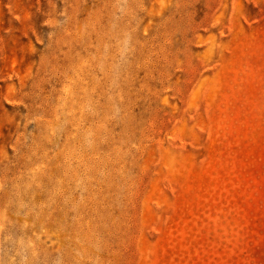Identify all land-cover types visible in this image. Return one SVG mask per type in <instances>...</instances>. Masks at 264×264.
Segmentation results:
<instances>
[{"label":"rangeland","instance_id":"374dc122","mask_svg":"<svg viewBox=\"0 0 264 264\" xmlns=\"http://www.w3.org/2000/svg\"><path fill=\"white\" fill-rule=\"evenodd\" d=\"M0 264H264V0H0Z\"/></svg>","mask_w":264,"mask_h":264}]
</instances>
